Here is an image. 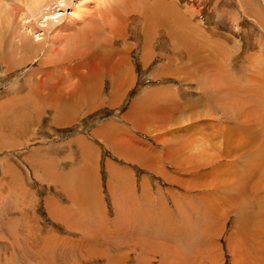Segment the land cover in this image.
<instances>
[{
  "label": "rangeland",
  "instance_id": "rangeland-1",
  "mask_svg": "<svg viewBox=\"0 0 264 264\" xmlns=\"http://www.w3.org/2000/svg\"><path fill=\"white\" fill-rule=\"evenodd\" d=\"M149 1L150 0H148L147 3H149ZM164 1L166 2L165 5H168L167 8H169L170 3L171 5H174L178 17L184 18L183 26L181 28L175 27L176 32L183 33L181 36L183 44L177 42L179 46L178 44H176V46L180 49L178 50L176 47L173 51L175 53L177 52V54H174L178 59L175 58L172 49L169 47L170 43L167 42V29L160 27L155 30V32L158 33L155 35L153 34L154 28H149L150 32L147 34L148 37H145V40L148 41L151 36L152 40L150 39L149 42H146L147 44L149 43L148 46H150L147 51L153 52L152 55L151 53H148L150 56H155L154 60H156V62L148 63L145 71L141 67L140 58L144 54H148L146 53L147 51H143L144 53L137 50L133 51L131 61L135 68V75L137 74V83L125 93V98L120 101L121 103L113 104L112 106L107 102V104L103 103V99H105L110 91L108 82H106L107 80L104 81L103 79L104 82H102L101 88L103 89V93L101 94L102 98L99 101L100 103H96L98 106L95 105V103L91 105L90 103L88 104L89 107L91 106V110L93 108L92 111H89V108L79 107L78 112H80V114L77 113V116L73 118L74 122L72 120V123H64L68 124L67 126L51 128L49 119L54 113L51 110H42L39 115V118H41L23 130L29 134V138L21 137V135L17 136L15 144H20V146L18 145L16 149H12L9 152L6 150V152H3L0 150V160H2L0 164V179H2V181H0V183L3 187H0V264H88L87 262H90V264H111L113 262L112 264H115V251L122 253L127 252V260H123L122 264H135L137 261L136 259H139L140 256L142 258L146 257L144 252L146 251V246L149 242L150 246L148 247L152 249L153 253H155L157 249L161 252L160 245L163 243L166 247L162 246V250L169 251L167 253L169 257L173 255L170 258L168 257V260H175V264H182L181 260L185 261L186 259L190 260L191 258L197 257V259H200L201 257H199V253H201L200 256L207 255V251L209 250L208 239L211 236H209L210 233H207L205 228V231L201 228V226L203 227L204 225L205 227L208 223V220L205 221L207 215H203L204 211L206 212V208L204 207L214 210L212 207L218 209L217 206H221L219 207V212L217 211V214H219L225 202L222 200L221 192L217 193L216 191H212L213 187L203 190L199 189V186L209 182L210 174L211 172H214V170L220 172L229 169L230 172H236L235 174L238 177L241 175L242 170L245 174L249 161L246 159L247 163H244L242 159H238L240 158L239 156L242 155L243 152L249 154L251 151L257 149L264 152V85H254L253 82L252 85L250 83L248 85V81L251 79L250 77L260 79L262 82L264 79L262 76H257L258 73L255 69H253L254 71H250L249 74H246L243 78L241 77L243 74L239 71L240 66L244 63V57L246 55H251L253 60L257 57L260 64L259 67L262 69L261 71L264 72L263 22L257 21L255 19L256 17L253 18L250 13L251 9H258L264 16V1ZM5 2L9 4V6L4 7V5L0 3V51L2 52L0 55V98L9 95L7 88H10L12 82L19 80L21 77V79L26 78V74L30 72L29 69H35L38 67L37 60L31 62L20 70H17L16 67L14 69V65L10 63L15 60L19 62V57L12 56L9 48V46H11V41H9L8 36L6 37L4 35L7 32L3 30L5 29L8 18L10 21L13 17L15 20L14 24L17 22L20 24L23 16L18 17L17 15L22 13L21 8L23 4L20 3V0H5ZM73 5H75V2H73ZM19 10L20 12H18ZM191 10L194 11L195 14ZM56 12H58V19L62 18L59 23V25L62 26L59 34H63V27L67 23V17H70L72 12L70 8H65V11H63L62 7H56L55 5V13ZM35 18L36 17L31 21H34ZM44 19L45 18L36 20L38 22L40 21L38 25L40 29H42L45 21ZM52 20L55 21V19ZM163 23L165 24V22ZM192 29H194L193 32ZM195 29H198V31H195ZM191 32L194 35H192ZM40 34H42V32H40ZM190 34L191 36H189ZM133 35L134 34L132 33V36ZM34 36L36 35L33 34V37ZM134 36L135 38L139 37L136 35ZM34 38L36 39V37ZM132 42L133 40H129V43ZM183 45L186 48H184ZM186 53L189 54L186 55ZM90 56L91 54L89 53V57ZM168 56H172L171 58L173 59H169ZM231 56L233 57L230 59ZM226 58H229V60ZM4 61L9 64H5ZM191 61L193 63H191ZM226 61L230 64L226 63ZM193 64L195 66L194 69H192ZM10 67L15 71L10 72ZM155 73H157L158 76ZM251 73L255 76H251ZM160 74L162 76H159ZM245 78L248 79L246 80ZM152 94H155L153 95L154 98L151 96ZM165 95L166 97L169 95L168 97L170 99H163L165 98ZM144 98H146V103L138 108L139 111L148 110L150 112L149 108L146 107L151 103L156 104L158 107L160 106L159 108L167 111V114L164 117L157 115L152 117L151 115L148 116V114L138 115L136 121L138 122L137 125L142 124V126L138 125L140 131H142L140 132L135 126L133 127L129 118L127 119L125 117L129 116V112L133 105L137 104L134 100ZM22 108L26 107L23 106ZM136 111L137 108L135 112ZM153 118H157L156 121H154L155 119L153 120ZM146 119L149 121L152 128ZM109 120H112L117 126H119L118 128L122 132V136L124 137L125 135L124 138L129 136L137 139V143L134 144L137 146V149H133V152H142L146 150L145 148L148 146L153 149L154 152L157 150L155 153H160L164 148H168L170 150V153L168 154L169 158L172 154L173 158L178 160L180 164H183L184 162V168L187 171L182 172L183 166H180L178 168L179 170H176L169 165V162L159 163L157 166L161 168L162 171L165 170L170 174L178 175V178L180 177V179L177 178V180H181L182 183L178 182L179 184H177V182H174L176 180L170 182L165 180V177H162L163 175H161L164 171L162 173H160L161 171L157 173L152 172L147 168L138 166L136 163L126 161L123 156L118 159L117 155L119 157L121 156L117 151L116 154L114 149L112 152L115 156H112L110 151V148L112 147L104 148L102 142L93 138L92 135V132L97 125L108 122ZM139 120L142 122H139ZM143 120H145L144 122L148 125L144 124ZM70 123L71 125H69ZM153 127L156 128V131ZM242 127H244V129ZM145 128L148 129V131L144 130ZM245 128H248L249 131ZM115 130L118 131L117 128ZM124 130H126V132ZM78 135L84 136L89 143L95 147V152H97L96 156H93V159H95L92 162V168L94 169L93 175L96 176L97 182L99 181L97 184V186H99V189L97 187V192L100 190L98 195L96 194L95 203L97 202L98 197L102 206L101 211L104 210V212L103 214L102 212L96 213L100 206L92 208L96 216V223H82V219L79 218L74 210L72 200L67 195L56 192L54 186L48 184L51 180L50 178L47 180L45 177V179H43L44 181L33 178V176H36L34 171L37 170V165L33 166L30 164L40 155L42 158L45 156L48 157V161L55 165V168H59V171L67 173L71 177L72 182L65 183L67 190L69 192L78 191L79 194H77V196L82 200L86 199L88 192H85L80 188L76 189L75 185V182L78 180L77 167L80 164L79 162H81V158L76 154V150L74 151L67 147V142ZM239 135L243 136L240 140H238ZM161 136L163 138H161ZM158 137L164 141L157 142V140H159ZM237 143L240 145L242 144L241 146H243L244 149L243 147L238 146ZM226 144H231V149L235 154L225 157L222 161L218 160L211 168L207 167L206 169H203L200 167L199 170L195 172L196 166L198 165V163L194 161L195 158L201 155H214L215 150L223 148ZM37 150L39 152H36ZM33 151L35 152L33 153ZM257 152L258 155H261L259 151ZM42 153H44L45 156ZM187 157L188 159H186ZM161 159H163V157ZM262 159L264 160V158L261 157L260 160ZM8 161L13 164V169L11 168V171H9V166L6 165ZM106 162L116 164L128 173L130 172L128 176L127 174L126 176L123 174L122 177L118 179V181L120 180L117 184L118 202L115 205L107 188L108 177ZM224 165H227V167ZM235 169L236 171H234ZM15 170H18L16 172L22 173L24 177V179L22 178L21 180L23 183L21 189L17 184V180L14 178V174L16 173ZM256 170L258 172H255ZM255 171L252 173L258 176H249L247 187L243 193H240L241 196L239 195L240 200L238 203H240V205H237L240 211H243L245 215L247 213V225L246 227L242 226L240 231L236 230L234 225H236L237 216H232V212L231 214L225 212V204V207L223 208L224 216H227L228 218L223 223L222 235L219 234L215 239L218 248L220 247L222 253V262L213 264H235L237 261H239V263L241 262L240 264H254L252 260H254L256 255H259L261 258V255L263 254L262 252L252 250L253 248L251 249L253 245L252 232H256V230L261 228V225L264 223L263 181H261L260 185L263 186L257 187L258 191L256 190L257 193H255L256 199H254V196H251V190H254L253 185L258 184L262 178L257 168ZM239 172L241 173L239 174ZM32 173L34 174L32 175ZM219 174L223 175L224 173L220 172ZM200 175H204V177ZM227 176L231 175L225 173V175L220 176L219 182L221 183L222 181L224 183L227 181V183H231L230 181H235V179L230 177L227 178ZM131 177L133 179L129 181ZM140 186L144 188L145 194L148 196L151 195V197L153 196L152 199L154 201L149 200V205L145 204L144 210L149 211H146L147 213L154 216L153 204H157L155 200L156 197L157 199H162V206L165 209H163L165 211L164 216H167V212L170 213L171 221H169L168 224L162 221L158 223L162 230L158 225H156L155 228H152L149 224L146 225V229L143 228L147 222L144 221L143 217L139 218V213L136 209L138 205L137 207H133V204L136 202L139 203L140 199L143 200L141 196L143 189L141 190ZM202 191L205 194H208V199L204 200L205 204H203L200 199H197V196ZM229 194L238 195L239 192L231 191ZM173 196H175L174 199ZM235 200L237 201L238 199ZM217 202L220 203L218 204ZM244 205L248 208L243 207ZM56 214H63L60 216L61 218H64L60 219V216L57 217L58 215L56 216ZM66 214H68V216ZM102 218L105 222L103 220H98ZM64 219L65 222H63ZM172 221H174V223ZM220 221V224H222V220ZM76 223H80L82 226H77ZM166 226L170 229L165 230ZM89 227L92 231L88 229ZM138 227L143 229L138 230ZM82 228H84L86 233L90 234L89 237L92 241L88 240V238H84L87 242V245L85 242L83 243L85 246L79 242L81 235H78V233ZM106 231L110 232L105 233ZM51 236L53 240L49 244L47 240H50ZM227 236H230V238L232 236L234 239L236 238L235 240H231L234 245H236L237 259L233 254L231 255L230 250L227 247V241L229 242L230 240L229 238V240H227ZM150 237H155L154 239L157 240L155 241ZM34 240H37V242ZM40 241L43 243L46 241L45 244L49 245L47 251L40 250L43 245L37 247L42 243ZM133 241L134 243H140V245L128 249V246L133 243ZM261 242L262 243L260 244H264V241ZM90 243L91 245H89ZM46 245L44 246L47 248ZM82 246L88 251H102L105 254V257L112 256V258H109V260L103 258L105 261H86V259L84 260L85 249ZM89 246L93 248L88 249ZM143 246L144 248H142ZM254 247L257 248V245H254ZM132 250L134 252L131 254ZM203 252H205V254H203ZM191 253L194 255L192 256ZM137 254L138 256H135ZM208 255L210 256L209 253ZM133 256L134 258H131ZM159 256L160 255L154 257L155 260L152 261L154 264H160L161 256ZM49 258H51L50 262H48ZM106 260L108 261L106 262ZM152 262L149 264H152Z\"/></svg>",
  "mask_w": 264,
  "mask_h": 264
},
{
  "label": "bare ground",
  "instance_id": "bare-ground-1",
  "mask_svg": "<svg viewBox=\"0 0 264 264\" xmlns=\"http://www.w3.org/2000/svg\"><path fill=\"white\" fill-rule=\"evenodd\" d=\"M147 1L148 0H20V3L23 4V6L21 8L22 13L20 15H17L18 17L23 16L21 18L20 24L18 22L16 24H14L15 20L13 19V17L11 18L12 21L11 20L9 21V18H8L5 29L3 30V31L7 32L4 35L6 37L8 36L9 41H11L10 42L11 46H9V48L11 50L10 52H11L12 56H18L19 57L18 58L19 62H17L15 60V61H11L10 63H12L14 65V69L16 67L17 70H20V69L26 67L27 65H29L31 62H35L37 60V66L38 67H36L35 69H29L30 72L28 73L29 75L26 74V78L23 77L24 79H21L22 78L21 77L19 80H17V81L15 80V82H12V84L10 85V88H7L9 95L4 97V98L3 97L0 98V150H2L3 152L6 150L9 152L12 149H16L18 145L20 146V144H15V142L17 140V136L21 135V137L29 138L30 137L29 134L24 132L23 130H25L27 126L34 124L35 121H38L41 118V117L39 118V115H40L42 110L53 111L54 115L50 119L48 118L51 128L52 127L60 128V127H64L65 125L67 126L68 124H64V123L65 122L69 123L72 120L74 122L73 118L75 116H77V113L80 114V112H78L79 107L89 108V111H92L93 108L91 110V108H90L91 106L89 107L88 104L90 103V105H91V104L95 103V105H97L96 104L97 102L100 103L99 101L102 98L101 94L103 93V89H101L102 88V82H104L105 80H107L106 82H108L110 91H109V94L106 95L105 99H103V103L107 102L111 106L113 104L121 103L120 101L125 98V96H124L125 93L128 90H130L132 87H134V85H136V83H137V79H136L137 74L135 75V68L132 64L131 56L133 54V51H135V50H137L139 52L140 51L145 52V51H147V49L149 50V47H150V46H148L149 43L147 44L146 42H149V40L152 38V36L150 35L151 38L148 41L145 40V37H148L147 34H149V32H150L149 28L150 29L154 28V31L153 30H151V31H153L154 33L153 32L152 33L155 35L158 34L157 32H155L156 29H158L160 27L167 29V37H168L167 42L170 43L169 47L172 49V52L176 49V47H177L176 44H178L177 42L183 44L182 39H181V36L183 35V33L176 32L175 27L181 28L183 26L184 18L178 17V14H177L176 9H175L176 7H174V5H171V3H170L169 8H167L168 5L167 6L165 5L166 2L164 0H150L149 3H147ZM73 2H75V5H73ZM0 3H2L4 5V7L9 6V4H7L5 2V0H1ZM20 3H18V4H20ZM55 5H56V7H59V6L62 7L63 11H65V8H70V10L72 12L71 16L67 17V23L63 27V34H59L61 27H62L61 25H59V23H60L62 18L58 19V17H57L58 12L55 13ZM0 8H1V5H0ZM246 9H248V8H246ZM18 12H20V10ZM192 12L194 13V11H192ZM250 13H251V16H253V18L256 17L255 19L257 21L263 22V28H264V19H263L264 16L259 12V10L258 9H254V10L251 9ZM193 16H195V15H193ZM34 17H36L35 20L31 21ZM41 18H45L44 19L45 21L43 20L44 23H43L42 29H40L38 26L40 21L39 22L36 21L37 19H41ZM52 19H55V21H53ZM163 22H165V24ZM193 30L194 29H192V32H193ZM196 30L198 31V29H195V31ZM40 32H42V34H40ZM192 32H191V34H192ZM130 33H131V35H130ZM132 33L136 36H139V37L135 38L134 35L132 36ZM197 33H199V32H197ZM33 34L36 35V36H34V37H36V39L33 37ZM191 34L189 36H191ZM192 35H194V34H192ZM146 39H148V38H146ZM129 40H131V41L133 40V42L129 43ZM139 40H140V42H139ZM6 46H8V45H6ZM178 46H179V44H178ZM184 48H186V47L184 46ZM177 49L179 50L180 48L177 47ZM178 50H176V51H178ZM148 52L149 51H147L146 53H148ZM1 53L2 52L0 51V55H1ZM89 53L91 54L90 57H89ZM149 53H151V55L153 54V52H149ZM149 53L144 54L143 56L140 55L141 56V58H140L141 67L144 70L147 69L148 63H150V62L154 63V61L156 62V60H154L155 56H150ZM174 53L175 52H173V54ZM175 54H177V52ZM188 54L186 53V55H188ZM228 54L231 55L230 53H228ZM6 55H8V54H6ZM161 56H164V55H161ZM161 56H160V58H161ZM168 57H167V59H168ZM171 57H169V59ZM232 57L233 56H231L230 59ZM162 58H164V57H162ZM175 58L178 59V57H176V55H175ZM7 59H8V57H7ZM171 59H173V58H171ZM226 59L229 60V58H226ZM5 62L6 61H4V63ZM243 62L244 63L239 68V71L243 74V76H241L242 78L244 76H246V74H249L250 71H254L253 69H255L258 73L257 76H260V77L262 76L264 79V72H262L261 71L262 69H260V67H259L260 64L257 60V57L253 60L251 55H246L244 57ZM191 63H193V62L191 61ZM226 63H229V62L226 61ZM5 64H9V63H5ZM184 64H182V65H184ZM163 66H164V64H163ZM5 67H7V66H5ZM11 67H10V70H9V68H8V70L10 72L11 71L14 72L15 70L12 69ZM194 67L195 66L193 64L192 69H194ZM239 71H237V72H239ZM13 72H12V74H13ZM156 72H157V70H156ZM253 73H251V76L254 75ZM155 74H157V73H155ZM161 74L159 76H162ZM157 76H158V74H157ZM152 78H151V80H152ZM250 78L251 79L248 81V85H249V83L252 85V82L254 85H262V86L264 85L263 84L264 80L262 82L260 79H255L254 77H250ZM103 79H104V81H103ZM245 79L247 80L248 78H245ZM153 80H154V78H153ZM23 87H26V88H23ZM153 95H155V94H152L151 96H153ZM147 96H150V95H147ZM168 96L169 95H167V97H166V95H165V98H163V99H170ZM153 98H154V96H153ZM134 101L137 102V104L133 105L131 111L129 110L130 111L129 116L126 115L127 117H125V118H127V119L129 118V120L133 124V127L135 126V128L138 131H140L139 126H142V124L141 125L138 124L139 126L137 125L138 122H136V121H137L138 115L148 114V116L151 115L152 117H155V115L164 117L167 114V111H164L161 108H159L160 106L158 107L156 104H151V103H150V105H147V107H146V108H149L150 112L148 110H140L139 111L138 108L142 105H145L146 98L140 99V100L137 99ZM153 101H154V99H153ZM23 106L26 108H22ZM97 106H95V107L98 108ZM99 107H102V106H99ZM136 108H137V111L135 112ZM126 114H128V113H126ZM150 119H152V118H150ZM154 119L155 118H153V120ZM156 119L154 121H156ZM159 119H161V118H159ZM239 119H240V115H239ZM140 120H139V122H142ZM144 121L145 120H143V122ZM150 121H152V120H150ZM154 121H152V122H154ZM71 123L69 125H71ZM144 124L148 125L149 121H148V124L145 122H144ZM250 124H252V123H250ZM149 125L151 127V124H149ZM115 127L117 128L118 131L115 130L116 129ZM118 127L119 126H117L115 124V122H113L112 120H109L108 122L97 125L96 128L94 127L95 129L92 132L93 138L101 141L104 148L105 147L110 148V146H111L112 148H110V151L112 153V156H115L112 152L115 150L114 152L116 153V151H117V153H119L121 156V157H119L117 155L118 159L122 158V156H123L126 161L136 163L138 166L147 168L148 170H150L152 172L157 173V172L161 171L160 173H162L164 171V173L161 175H163L162 177H165V180H168L169 182L176 180L174 182H177V184L182 183L181 180H177L178 175L170 174L169 172H167L165 170L162 171L161 168H159L157 166V164L169 162L170 163L169 165L172 166L173 168H175L176 170H179L178 168L180 166H183V170H182V172H183V171H187L184 168V162H183V164H180V162H178V160H175L173 158L172 154H171V157L169 158L168 154L170 153V150L168 148H164V150L160 153H158V152L155 153L157 150L154 152V150L148 146L149 148L148 147L145 148L146 150H144L142 152H133V149L134 150L137 149V146L134 145L137 143V141H136L137 139H135L133 137H129V136L124 138L125 135H124V137L122 136V132L119 130ZM150 127H149V129H150ZM242 128L244 129V127H242ZM153 129L155 130L156 128L153 127ZM245 129L247 130L248 128H245ZM77 130H79V129H77ZM144 130L148 131V129H146V128ZM184 130H186V129H184ZM28 131H30V130H28ZM124 131L126 132V130H124ZM243 131H245V130H243ZM248 131H249V129H248ZM140 132H142V131H140ZM92 135H90V136H92ZM161 138H163V137L161 136ZM161 138H159V140H157V142L158 141H164ZM241 138H243V136L239 135L238 140H240ZM165 143H166V141H165ZM67 144H68L67 147L71 150H74V151L76 150V154H78L79 157L81 158V162H79L80 164L77 167V170H78L77 171V178H78V180L75 182V185L78 184V187H76V189L80 188L81 190H83L85 192L86 191L89 192V190H94L97 192V190L99 189V186H97V185L93 186L96 184L97 180H96V176L93 175L94 169L92 168V162L95 159V158L93 159V156L94 155L96 156V153H97V152H95L96 151L94 149L95 147L91 143H89V141L82 135L76 136L75 138L68 141ZM237 145L241 146L242 144L240 145L237 143ZM241 147H243V146H241ZM243 149H244V147H243ZM38 150L36 152H39ZM257 151H259L261 155H258ZM34 152L35 151H33V153ZM42 154L44 155V153H42ZM232 154H235V153L231 149V144H226V146L224 145L223 148L215 150L214 155H206V156L201 155V156L195 158V160H194L198 163V165L196 166L195 172L197 170H199L200 167H202L203 169H206L207 167L211 168L212 166H214L217 163L218 160L222 161L225 159V157H229ZM161 156L163 157V159H161L162 158ZM260 156L262 158H264V152H261L259 149L253 150L249 154L243 152V154L240 155L239 156L240 158H238V159H242L244 161V163H247L246 162V159H247L249 161V164H248L249 168L248 167H247L248 169L246 168L245 174H244L243 170L241 169L242 173L239 172V174L241 173V175L239 177L235 174L236 172L234 173L231 171L232 172L231 173L229 171V169L228 170L220 169V170H222L220 172L224 173L223 175H225V173H229V175H231V176H227V178L230 177L232 179H235V181L234 180L230 181L231 183L234 182L233 184L227 183V181H225L224 183L221 181V183H220L219 182L220 176H223V175H220L219 171L216 172L214 170V172H211V174H210L209 182L201 184L199 186V189L204 190V189H207V188L209 189V188L213 187L212 188L213 190L211 189L212 191H216L217 193L221 192L220 194H222L221 195L222 200L225 203L222 206L219 214H217V213L219 212L218 210H219V207H221V206H219V207L217 206L218 209H215V207H212V208H214V210H211L208 207H204V208H206V212L204 211L205 214L203 213V215H207L206 216L207 219L205 218V221L208 220V223L206 222L207 223L206 226L204 227V225H203V227L201 226V228H203L202 230H204V228H205L206 232L207 233L209 232L210 233L209 236H211L208 239L209 250L207 251L210 254V256L208 255L207 252H206L207 253L206 256L205 255L200 256L201 253H199V257H201L200 259H197L198 258L197 257V258H191L190 260L186 259L185 261L181 260L182 264H187V263H189V264H206V263L207 264H213V263H217V262L218 263L222 262V253H221L220 247L218 248V244L215 241V239L219 234L222 235L223 223L228 218L227 216H224L223 208L225 207V204H226L225 212L230 213V214L232 212V216H235V217L237 216L236 217L237 220L235 223L236 225H234L236 230L240 231L242 226L246 227L247 222H248V219L246 217L247 213L245 212L246 213V215H245L243 211H240V209H239V207H237V205H240V203H238V201L240 200L239 197L241 196L240 193H243V191L247 187L248 178H249V176L254 175L252 172H254L256 168L259 170L260 176L262 178L260 179L258 184L253 185L254 190L253 189L251 190V196L252 197L253 196L255 197V193H257V191H258L257 187H259L261 185V181L264 182V173H263L264 172V169H263L264 160L263 159H262L263 161L260 160V158H261ZM45 157L42 158L40 155L36 160H34L33 162L30 163L33 166L37 165L36 166L37 170L34 171V173L37 177L33 176V178L43 180L46 177L48 180V177H49V178H51V180H50V182H48V184L53 185L55 190L58 191V193H61V194L62 193L63 194L64 193H68V194L70 193L74 197H78L75 192H69L67 190V187L65 186V183L72 182L71 177L67 173L59 171L58 170L59 168H56V169L55 168H53V169L47 168L46 166L51 164V163L48 161V159H47L48 157H46V159H45ZM186 159H188V157ZM1 161L2 160H0V164H1ZM234 161H235V159H234ZM6 165L9 166V168H10L9 171H11V168L13 169V164L10 161H8L6 163ZM231 165H232V163H231ZM242 165H243V163H242ZM224 166L227 167V165H224ZM106 167H107V177H108L107 188H108V191L110 192V194L113 198V202H115L114 203V205H115L118 202L117 201V196H118L117 184H118V182H120V180L118 181V179L120 177H122L123 174L125 176L127 174V176H128L130 172L128 173L127 171H125L121 167H118L116 164H113L111 162H106ZM31 170H33V169H31ZM16 171H18V170H15V172ZM41 171L44 172L43 173L44 174L43 179L41 177H39L40 176L39 174L41 173ZM234 171H236V169ZM255 172H258V171L256 170ZM34 173H32V175ZM130 176H131V174H130ZM200 176L204 177V175H200ZM254 176H258V175H254ZM14 178L17 180V184L21 189V187L23 186V183L21 180H22V178L24 179L22 173L16 172L14 174ZM222 178H224V177H222ZM3 179H5V178H3ZM127 179H129V178H127ZM132 179L133 178L131 177V179H129V181H131ZM178 179H180V177ZM0 181H2V179H0ZM129 181H127V182H129ZM38 182H39V180H38ZM252 183H251V185H252ZM262 186H260V187H262ZM0 187H2L1 183H0ZM97 187H98V189H97ZM140 187H141V190L143 189L141 192V196H142L143 200L140 199L139 203L136 202L135 204H133V207H137V205H138V207L136 209H137V212L139 213L138 214L139 218L143 217L144 221L147 222L143 228L146 229L147 224H149L150 227L155 228L156 225H158V223L160 221L168 224L169 221H171L170 213H168L166 211L167 216H164V214H165L164 210L165 209L162 206V201H161L162 199L161 200L157 199V197L155 199L157 204H153L154 205V208H153V210H154L153 215L154 216H151L149 213H147V212H149L148 210H146L147 212L144 210L145 204L149 205L148 201L149 200L154 201V200L152 199L153 196L151 197V195L148 196L147 194H145L144 188L142 186H140ZM250 187H252V186H250ZM186 189H188V188H186ZM231 191H237V192H239V194L238 195H233V194L231 195V194H229V192H231ZM249 191H250V189H249ZM249 194H250V192H249ZM91 195H93V197H95L94 193ZM91 195L89 194V196H91ZM247 196H249V195H247ZM247 196H245V197H247ZM93 197L91 199L96 198V197L95 198H93ZM197 197H198L197 199H200L202 201V203L205 204L204 200L208 199L207 198L208 194H205L202 191ZM174 198H175V196H173V199ZM78 199L82 200L79 197H78ZM235 199H238V200L236 201ZM254 199H256V197ZM217 203L219 204L220 202H217ZM84 206H86V205H84ZM243 207L246 208L247 206L244 205ZM97 210L98 211L96 213L102 212V214H103V212H104V210L101 211L102 209H97ZM89 212H88V214L86 213L87 215L85 216V218H83V219H85V221H83V219H82V223L88 224V222H90V223H96L97 222L94 211H92L91 213H89ZM68 214H66V215L68 216ZM57 215L58 214H56V216ZM60 215H58L57 217H59ZM61 216H60V219H63L64 217L61 218ZM82 216L80 218H82ZM219 219L222 220V224H220L221 221ZM98 220H103V218L98 219ZM63 222H65V219ZM172 222L174 223V221H172ZM68 224H70V223H68ZM68 224H66V225H68ZM99 224H101V223H99ZM204 224H205V222H204ZM79 225H81V224L80 223L77 224V226H79ZM92 225H94V224H92ZM88 226H90V225H88ZM168 226H166L165 230L170 229V228H168ZM73 227H75V226H73ZM158 227H160V226L158 225ZM70 228H71V226H70ZM138 228H141V227H138ZM88 229L90 230V227ZM160 229L162 230L161 227H160ZM83 230H84V228H82L79 231V233H81ZM90 231H92V230H90ZM242 231L245 232L244 230H242ZM246 231H247V229H246ZM162 233H163V231H162ZM252 234H253V242H252L253 245H252L251 249L253 248L252 250L259 251V252L263 253L261 255V258L259 257V255H256V257L252 261L254 264H261V262L263 264V262H264V244H260V243H262L261 241H264V223L261 225V228H258L256 230V232H254V233L252 232ZM89 235L90 234L85 232L84 234H82L81 238H88V240L91 241ZM31 237H32V235H31ZM154 238H153V240L156 241L157 239H154ZM162 239H166V238H162ZM231 239L233 240L234 237L232 238V236H231V238H230V236H227V240H229V242L227 241V247L230 250L231 255L233 254L237 259L238 255L236 254V248H235L236 245H234V243ZM52 240H53V238L51 236L50 240H47V241L50 244ZM84 240H85L84 242L87 245L86 239H84ZM34 241L37 242V240H34ZM40 242H42V241H40ZM235 242H237V241H235ZM45 243H46V241H45ZM45 243L42 242L37 247H39L40 245H43V247H41L40 250L47 251L49 245H46ZM149 243H147L146 251L144 252V255H146V257L142 258L140 256L139 259H136L137 260L136 262H138V263L140 262L142 264H145L147 262V257L152 259L153 257L160 255L161 256L160 264H175V260H173V259H171L170 261L168 260L173 255H171L169 257L167 255V253L169 251L164 250L165 251L164 252L162 250V246H165L163 243H162V245H160L161 252L157 249L155 253H153L152 249L148 247V246H150ZM128 244H129V242H128ZM44 245H46L47 248ZM89 245H91V243ZM139 245H140V243L138 244V242H137L136 246H139ZM254 245H257V248H255ZM84 246H82V247L85 249ZM90 248H93V247L89 246L88 249H90ZM142 248H144V246ZM129 251H131V250H129ZM157 251H159V252H157ZM51 252H52V250H51ZM133 252L134 251L132 250L131 254ZM201 252H202V249H201ZM84 253H85L84 254V260L86 259V261H90V260L103 261L105 258L108 260H109V258H112V256L111 257H105L104 256L105 254L102 251H91V250L88 251L87 249H85ZM115 253H116L115 258H114L115 264H122L123 260L125 261L127 255H128V254H126L127 252L122 253V252H116L115 251ZM115 253H113V254H115ZM203 254H205V252H203ZM193 255L194 254H192V256ZM135 256H138V254ZM149 256H152V257H149ZM131 258H134V256ZM252 258H253V256H252ZM50 259L51 258L48 259L49 260L48 262H50ZM108 260H106V262ZM204 262H206V263H204ZM87 263L90 264V262H87ZM93 263H94V261H93ZM157 263H158V261H157ZM240 263H239V261H237L235 264H240ZM83 264H85V263H83Z\"/></svg>",
  "mask_w": 264,
  "mask_h": 264
},
{
  "label": "crops",
  "instance_id": "crops-1",
  "mask_svg": "<svg viewBox=\"0 0 264 264\" xmlns=\"http://www.w3.org/2000/svg\"><path fill=\"white\" fill-rule=\"evenodd\" d=\"M58 166V165H57ZM47 168H49V169H53V168H55V165H53V164H49V165H47L46 166ZM17 169V168H16ZM56 169V168H55ZM44 172H42L41 171V173L39 174L40 176L39 177H41L42 179H43V177H44V174H43ZM49 178V177H48ZM51 179V178H50ZM98 184V182H96V184L95 185H93V186H96ZM76 187H78V184H76ZM56 192H58L57 190H55ZM91 191V192H90ZM73 192H75L76 194H79L78 193V191H73ZM90 192V193H89ZM89 192H88V194H87V197H86V199H84V200H80V199H78V197H74L73 195H71L70 193L68 194V193H64L65 195H67L71 200H72V202H73V205H74V210H75V212H76V214L79 216V218L82 216V218L81 219H83V218H85V216L88 214V212L89 213H91L92 211H94L92 208L93 207H95V206H100L98 209H102V206H101V203H100V200H99V198H97V202L95 203V197H96V194L98 195V192H96V191H94V190H89ZM96 192V193H95ZM94 193V196L95 197H93V195H91V194H93ZM89 194L91 195V196H89ZM95 198V199H91V198ZM89 198V199H88ZM90 202V203H89ZM84 205H86V206H84ZM77 208V209H76ZM86 211H85V210ZM88 209V210H87ZM90 209V210H89ZM98 211V210H97ZM78 212V213H77ZM96 212V211H95ZM87 213V214H86ZM80 214V215H79ZM93 214V213H92ZM107 220H108V218H107ZM83 221H85V219H83ZM143 228H138V230H142ZM30 232V231H29ZM110 231H106V233H109ZM45 233V232H44ZM85 233V231L83 230L81 233H78V235L80 234L81 236H82V234H84ZM233 238V237H232ZM79 242L81 243V244H83L84 243V238H80L79 239ZM73 244V243H72ZM133 246V247H132ZM134 246L135 247H137L136 246V243H131L130 244V246H128V249H132V248H134ZM149 257H152V256H149ZM154 258V257H153ZM151 259V258H148L147 257V262L145 263V264H148V263H150L151 261H154L155 260V258L154 259ZM145 260V259H144ZM135 264H142V263H138V262H136ZM152 264H154V263H152Z\"/></svg>",
  "mask_w": 264,
  "mask_h": 264
}]
</instances>
